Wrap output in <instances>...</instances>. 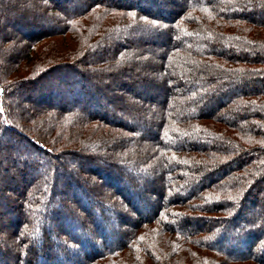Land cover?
I'll use <instances>...</instances> for the list:
<instances>
[{
    "label": "trees",
    "instance_id": "1",
    "mask_svg": "<svg viewBox=\"0 0 264 264\" xmlns=\"http://www.w3.org/2000/svg\"><path fill=\"white\" fill-rule=\"evenodd\" d=\"M0 34V264H264V0H8Z\"/></svg>",
    "mask_w": 264,
    "mask_h": 264
},
{
    "label": "rangeland",
    "instance_id": "2",
    "mask_svg": "<svg viewBox=\"0 0 264 264\" xmlns=\"http://www.w3.org/2000/svg\"><path fill=\"white\" fill-rule=\"evenodd\" d=\"M4 1H7L8 2V0H0V2H4ZM2 4V3H1ZM2 5H4V4H2ZM259 18H263V17H259ZM15 26H18L17 24H14ZM144 34H147V36H148V33H146L145 32V30H139V35H141V36H144ZM2 34H0V36H1ZM137 38V37H136ZM70 39H73V38H71V37H69L68 38V40H70ZM68 40H65V39H63L62 37H59V36H55L54 38H51V39H45L42 43H40V47H39V49H37L38 51H39V53L40 52H43L44 54H45V52H46V50L48 49V48H51L52 50H54V52H53V54H51V53H48V58H46L45 57V59H52L53 61L57 58V55L56 54H58V55H60L61 57L63 56V55H68L69 53L70 54H72L74 51H77V47H78V43H77V41H69V43H67L68 42ZM138 40H139V37H138ZM64 45H66V46H68V47H66V46H64ZM67 50H68V54H66L67 53ZM61 53V54H63V55H61V54H59V53ZM55 53V54H54ZM159 53V52H158ZM157 54V53H156ZM40 55V54H39ZM46 55V54H45ZM79 82V81H78ZM50 84H52L51 83V81H50ZM78 84V83H77ZM56 85V84H55ZM61 85H56V87H60ZM62 87H63V89L65 90L66 88H65V86H64V84H62ZM141 88H134V89H131L130 90V92H141ZM55 91H57V90H55ZM144 91V90H143ZM58 93V92H57ZM155 93H157V92H155ZM60 96H62V94L60 95ZM141 96L143 97V98H148V94H146V93H142L141 94ZM75 107H77L78 109H81L82 107H80V106H75ZM212 108H214V104L211 106V107H208V109H206V110H210V109H212ZM149 122H148V120H142V123H136V124H138V125H140V131H141V133H147V131H149V132H151V129H150V127L149 126H147V124H148ZM83 166H84V168L87 166V165H84L83 164ZM145 177H147V179L148 180H151V177L150 176H148V175H146ZM150 179H149V178ZM151 183V181L149 182V181H147V186L149 185ZM150 186V185H149ZM138 194L139 195H142V191L141 190H139L138 191ZM36 264H38V262L36 263Z\"/></svg>",
    "mask_w": 264,
    "mask_h": 264
}]
</instances>
